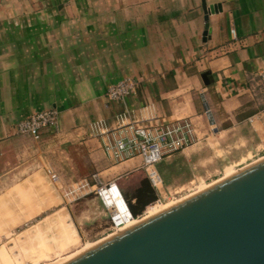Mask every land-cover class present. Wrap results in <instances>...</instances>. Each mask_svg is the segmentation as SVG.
Segmentation results:
<instances>
[{
	"label": "crops",
	"instance_id": "1",
	"mask_svg": "<svg viewBox=\"0 0 264 264\" xmlns=\"http://www.w3.org/2000/svg\"><path fill=\"white\" fill-rule=\"evenodd\" d=\"M203 1L221 5L206 40ZM262 66L264 0H0V184L50 166L69 189L95 174L122 175L120 185L143 174L141 160L113 164L100 133L147 118L192 123L191 143L157 164L167 188L197 177L225 144L246 149L235 171L264 156ZM125 75L140 78L137 93L109 101ZM51 108L57 131L16 132Z\"/></svg>",
	"mask_w": 264,
	"mask_h": 264
},
{
	"label": "water",
	"instance_id": "2",
	"mask_svg": "<svg viewBox=\"0 0 264 264\" xmlns=\"http://www.w3.org/2000/svg\"><path fill=\"white\" fill-rule=\"evenodd\" d=\"M51 264H264V156Z\"/></svg>",
	"mask_w": 264,
	"mask_h": 264
},
{
	"label": "built area",
	"instance_id": "3",
	"mask_svg": "<svg viewBox=\"0 0 264 264\" xmlns=\"http://www.w3.org/2000/svg\"><path fill=\"white\" fill-rule=\"evenodd\" d=\"M256 76L264 90V66L257 70ZM139 82L140 78L125 75L108 86L106 98L109 101H123L129 95L137 93ZM58 115V110L55 108L34 112L20 119L15 130L18 134H26L33 139H38L40 130L43 128L52 127L56 131L58 130ZM118 127L120 128L106 129L100 133L103 136L102 150L106 158L113 164L139 158L141 164L134 168V171H143L149 185L154 190L156 198L151 204H163L165 199L163 193H170V190L164 185L157 164L165 156H169L191 143L193 133L191 121L184 118L168 122H156L154 118H147L121 123ZM43 172L52 184L55 185L59 182V175L50 166L44 167ZM93 177L95 180L93 184H90L87 179H83L76 187H71L64 196H69L81 188H91L99 198L109 218V229L111 230L109 234L121 230L129 221L139 220L143 217L148 205L142 213L136 216H133L130 211V217L126 219L123 215L124 208L119 205L116 196L109 192L113 185L117 184L116 180L122 175L106 181L100 179L97 174Z\"/></svg>",
	"mask_w": 264,
	"mask_h": 264
},
{
	"label": "rangeland",
	"instance_id": "4",
	"mask_svg": "<svg viewBox=\"0 0 264 264\" xmlns=\"http://www.w3.org/2000/svg\"><path fill=\"white\" fill-rule=\"evenodd\" d=\"M222 147L224 150L222 152H217V159L211 160L204 170H202V173L198 174L197 177H190V179H187L185 183H182L174 188H168L170 193H163L165 196L164 203L177 201L183 196H186L187 194L211 183L223 174L227 175L233 172L231 170L238 167L235 165V157L243 155L246 149L240 146L235 147L231 144H225ZM29 172L30 173L25 175L18 174L12 181L7 180L5 183H1L0 201L8 200L9 205L14 206L13 210L16 211V215H21V206H24V204L27 203L28 206H26L25 209L32 211L34 207L31 205V202L37 201V203L42 204V199H40V197H43L47 191L49 193V198L47 195L45 196V203L48 204L49 202L50 207L44 208L42 212L34 214L31 218L24 219L22 222H19L14 226L10 225L7 227L9 229L8 232L11 231L12 233L11 238L30 230V228H33L37 224H41L43 230H45L49 236L55 234L53 223L54 217L52 216L56 215L59 210H62V212L66 214L67 218L76 229V233L79 235L76 243L70 244L58 252L54 251L53 253H50V255H43L45 258L40 262L41 264L58 261L92 244V242L94 243L110 235L109 233L111 230L109 229V218L102 203L91 188H81L69 196H64L69 191V188H67L64 184L60 185L59 182L55 185L52 184L44 174L43 169L41 171L33 168L30 169ZM142 176L144 177V174L134 173L132 176L127 178L124 177L119 180V183L123 185L129 198H133V193H135L137 188H140L141 190L143 189V181H141ZM98 177L104 181L107 180L103 178V174ZM33 179H36V182H34ZM82 179H87L90 184L95 182L93 175H87ZM21 185H28V189L26 191L27 193L24 194ZM76 186L77 185H74L73 187ZM16 188H19L20 193H15V191H13ZM40 191L44 194L40 195ZM150 196L144 197L147 199L146 202L152 198ZM4 197H6V199ZM153 201H155V199L146 204V206L150 204L147 209L144 208L146 209V212L150 210L155 211L159 208L157 207L158 205L151 204ZM140 202L137 201V203ZM46 218H48V221L45 220ZM9 241L10 238L5 237L4 234H0V245L2 243L7 244ZM41 257H36L30 262H33ZM30 262L25 261L24 264H30Z\"/></svg>",
	"mask_w": 264,
	"mask_h": 264
},
{
	"label": "bare ground",
	"instance_id": "5",
	"mask_svg": "<svg viewBox=\"0 0 264 264\" xmlns=\"http://www.w3.org/2000/svg\"><path fill=\"white\" fill-rule=\"evenodd\" d=\"M237 170H235V171H237ZM229 174H227V175H229ZM227 175H225V176H227ZM221 178H223V177H221ZM33 181L36 182V179H33ZM21 186H22V190H23L24 194L27 193L26 191L28 189V185H21ZM205 186H203V187H205ZM199 189H201V188H199ZM13 191H15V193H20L19 188H16ZM195 191H197V190H195ZM109 192L112 195L116 196L117 202L119 203V205L121 207L124 208L125 212L123 215L126 217V219L128 217H130V210H129L128 204H127L126 200L124 199V197L122 196V193H121L120 189L118 188L117 184H114L112 189ZM191 193H193V192H191ZM191 193H189V194H191ZM43 194L44 193H42L40 191V195H43ZM189 194H187V195H189ZM46 195H47V197L49 196V193L47 191L43 197L42 196L40 197V199H42V204L37 203V201L31 202V205L34 207L32 211L25 209L26 206H28L27 203H25L24 206H21V211H22L21 215H16V211L13 210L14 206H10L8 203V200L0 201V234H4L5 237L10 238V241L7 244L2 243L0 245V264H24L25 261L30 262V261L34 260L36 257H41L43 255H50V253H53L54 251L58 252L59 250L64 249L68 245L76 243L78 241L79 235H78V233H76V229L74 228V226L72 225L70 220L67 218L66 214L64 212H62V210H59L56 213V215L52 216V217H54L53 223H54L55 234H52L51 236H49L46 233V231L43 230L41 224H37L33 228H30V230H28V231H26L20 235H17L14 238H11L12 233H11V231L8 232L9 229L7 227H9L10 225L14 226V225L18 224L19 222H22L24 219H29L34 214H38V213L42 212L44 208L50 207L49 202H48V204L45 203V200H46L45 196ZM183 197H185V196H183ZM4 198L6 199V197H4ZM171 203H173V202H171ZM171 203L169 202V203H164V204H156V205H158L157 207H159V208H157V210H159V209H161V207L163 208V207H165ZM11 210H12V212H11ZM157 210H155V211H157ZM155 211H153V210L147 211L143 215L142 218H144L145 216H147V215H149ZM9 212H11V213H9ZM48 218H46L45 220L48 221L47 220ZM142 218H140V219H142ZM136 221H138V220L129 221V223H127L125 225V227L129 226L130 224H132ZM123 227L121 229H123ZM44 258H45V256H43V257H41V258H39L33 262H30V264H41L40 262ZM54 262H56V261H54ZM48 264H51V263H48Z\"/></svg>",
	"mask_w": 264,
	"mask_h": 264
},
{
	"label": "trees",
	"instance_id": "6",
	"mask_svg": "<svg viewBox=\"0 0 264 264\" xmlns=\"http://www.w3.org/2000/svg\"><path fill=\"white\" fill-rule=\"evenodd\" d=\"M141 181H143V189L141 190L140 188H137L135 193H133V198H129V196L127 195V192H125L124 187H123V185H121V183H119L120 184L119 186L117 184L118 188H120V190L122 192V196L124 197V199L126 200V202L128 204L129 210L131 211L133 216L140 214L143 211V209L145 208L146 204L155 199V192L151 188V186L149 185V182L146 179V177H141ZM149 196L152 198L146 202L147 199L144 197H149ZM137 201H139V202L141 201V202L137 203Z\"/></svg>",
	"mask_w": 264,
	"mask_h": 264
}]
</instances>
